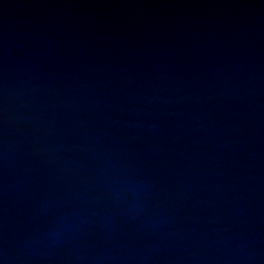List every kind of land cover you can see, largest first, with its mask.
<instances>
[{
  "label": "water",
  "instance_id": "1",
  "mask_svg": "<svg viewBox=\"0 0 264 264\" xmlns=\"http://www.w3.org/2000/svg\"><path fill=\"white\" fill-rule=\"evenodd\" d=\"M0 264H264V0H0Z\"/></svg>",
  "mask_w": 264,
  "mask_h": 264
}]
</instances>
